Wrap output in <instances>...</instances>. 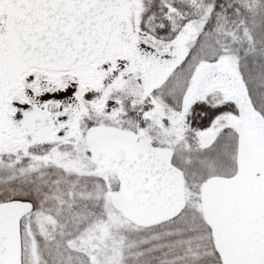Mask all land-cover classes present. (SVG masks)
Masks as SVG:
<instances>
[{
    "label": "snow or ice",
    "instance_id": "1",
    "mask_svg": "<svg viewBox=\"0 0 264 264\" xmlns=\"http://www.w3.org/2000/svg\"><path fill=\"white\" fill-rule=\"evenodd\" d=\"M0 264H264V0H0Z\"/></svg>",
    "mask_w": 264,
    "mask_h": 264
}]
</instances>
